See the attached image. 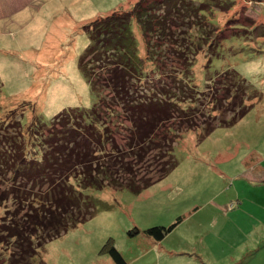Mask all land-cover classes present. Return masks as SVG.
Returning a JSON list of instances; mask_svg holds the SVG:
<instances>
[{"label": "rangeland", "instance_id": "374dc122", "mask_svg": "<svg viewBox=\"0 0 264 264\" xmlns=\"http://www.w3.org/2000/svg\"><path fill=\"white\" fill-rule=\"evenodd\" d=\"M138 1L0 0L3 104L27 102L19 107V113L25 111V127L29 125L27 113L49 124L66 110H92L96 98L80 67L90 45L84 26L115 12H128ZM160 1L148 0L144 6ZM191 1L205 7L202 14L215 27L207 35L209 45L203 48L208 50L203 54L209 53L207 61L203 54L197 58L193 85L204 92L216 73L235 70L262 100L239 123L219 127L201 142L197 133H183L175 146L178 167L141 195L129 190L90 191L95 216L38 248L37 264H112L104 253L111 239L128 264H262L264 0ZM171 12L176 18L177 13ZM197 18L187 16L189 28L193 21L199 23ZM161 24L153 21L152 30L138 38L144 37L141 44L145 51L168 52L158 64L169 71L177 66L169 62L175 46L168 37L161 38ZM170 26L176 35L188 29ZM199 29L193 25L192 32ZM145 67L148 71L152 68L147 63ZM117 111L119 116L111 117L108 125L125 147L130 123L125 113ZM9 115L0 117L3 120ZM142 168L141 173L151 169L150 164ZM3 213L0 209V219ZM179 218L182 221L177 223ZM175 224L163 242L145 235L148 229ZM137 230L139 234H135Z\"/></svg>", "mask_w": 264, "mask_h": 264}, {"label": "trees", "instance_id": "16d2710c", "mask_svg": "<svg viewBox=\"0 0 264 264\" xmlns=\"http://www.w3.org/2000/svg\"><path fill=\"white\" fill-rule=\"evenodd\" d=\"M147 1L84 26L90 45L80 67L96 98L92 110H66L49 124L27 113L25 127V111L19 113V107L27 102L5 106L0 78V115L10 112L0 117V264H37L38 248L95 216L90 191L141 195L178 167L175 146L183 133H197L201 142L217 128L239 123L262 100L235 70L216 73L199 91L193 85L197 58L207 54V35L215 29L202 14L205 7L191 0H161L146 7ZM190 15L199 23L189 28ZM155 20L162 23L161 38L175 46L169 62L177 66L169 71L158 64L168 52L145 51L144 37L138 38L152 30ZM173 24L188 29L176 35L170 31ZM193 25L200 27L196 34ZM203 55L207 61L209 53ZM117 109L130 123L125 147L108 125L119 116ZM143 164H150L146 173H141ZM176 225L151 228L145 235L162 242ZM104 251L114 264H128L112 239Z\"/></svg>", "mask_w": 264, "mask_h": 264}, {"label": "crops", "instance_id": "0c3cea01", "mask_svg": "<svg viewBox=\"0 0 264 264\" xmlns=\"http://www.w3.org/2000/svg\"><path fill=\"white\" fill-rule=\"evenodd\" d=\"M38 67H39V66H38ZM39 68L43 69L44 67L42 66V67H39ZM31 92H32V91H31ZM189 135H193V134H189ZM191 140H193V145H195V143H196V139H195L194 136L191 137ZM162 242H163V241H162ZM261 262H262V264H264V258H263V259L261 258ZM111 263L114 264L113 261H111Z\"/></svg>", "mask_w": 264, "mask_h": 264}]
</instances>
